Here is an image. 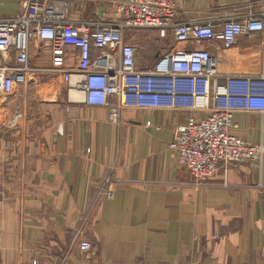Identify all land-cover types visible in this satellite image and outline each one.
<instances>
[{
	"label": "crops",
	"instance_id": "crops-1",
	"mask_svg": "<svg viewBox=\"0 0 264 264\" xmlns=\"http://www.w3.org/2000/svg\"><path fill=\"white\" fill-rule=\"evenodd\" d=\"M23 1L0 0V21L17 16ZM45 1H68L72 21L107 22L126 0ZM249 17L264 20V0H178L175 23ZM124 38L142 71L183 49L211 52L224 76L262 71L263 34L229 49L172 42L152 60L143 52L163 41L157 32ZM29 66L26 83L0 97V264H264V154L256 167L220 169L195 188L169 144L201 112L125 108L114 125L106 108L72 99L51 70L47 43L31 41ZM233 122L236 136L264 150V113L239 111ZM108 184L111 200L103 196ZM78 233L89 252L74 243Z\"/></svg>",
	"mask_w": 264,
	"mask_h": 264
},
{
	"label": "built area",
	"instance_id": "built-area-1",
	"mask_svg": "<svg viewBox=\"0 0 264 264\" xmlns=\"http://www.w3.org/2000/svg\"><path fill=\"white\" fill-rule=\"evenodd\" d=\"M177 4L178 0H126L116 5L107 22H77L70 19L68 1L24 0L17 16L0 21V97L13 95L26 83L33 72L30 43L38 40L48 44L51 70L82 96L85 105L106 108L111 124L119 123L125 108L201 112L202 117L189 116L169 144L177 164L188 171L191 186L209 184L220 169L226 175L231 167L258 166L263 146L236 136L233 116L239 111L264 113V58L259 74L224 76L209 51L171 50L150 71H142L135 48L124 36L128 31L153 30L163 39L171 31L176 45L219 41L229 49L242 36L264 35V20L175 23ZM72 58L75 63L68 66ZM21 117L16 114L10 127L15 128ZM257 188L263 189L261 184ZM103 196L113 198L111 184ZM79 236L74 243L80 252H89L90 244Z\"/></svg>",
	"mask_w": 264,
	"mask_h": 264
},
{
	"label": "rangeland",
	"instance_id": "rangeland-1",
	"mask_svg": "<svg viewBox=\"0 0 264 264\" xmlns=\"http://www.w3.org/2000/svg\"><path fill=\"white\" fill-rule=\"evenodd\" d=\"M161 40H158L157 43H153L151 45H148L147 48H145V52H143L144 56L148 58L149 60H152L156 58L163 49L168 47L169 45L171 46L173 39H172V32L169 31L165 37Z\"/></svg>",
	"mask_w": 264,
	"mask_h": 264
},
{
	"label": "bare ground",
	"instance_id": "bare-ground-1",
	"mask_svg": "<svg viewBox=\"0 0 264 264\" xmlns=\"http://www.w3.org/2000/svg\"><path fill=\"white\" fill-rule=\"evenodd\" d=\"M71 97H72V99H75V98H79L80 96H79V94L77 93V92H75L74 90L71 92ZM76 100V99H75Z\"/></svg>",
	"mask_w": 264,
	"mask_h": 264
}]
</instances>
